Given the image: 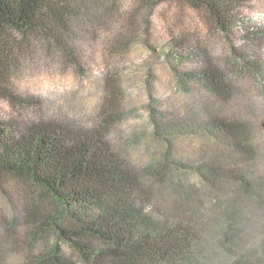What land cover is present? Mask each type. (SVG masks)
<instances>
[{"label":"trees","instance_id":"1","mask_svg":"<svg viewBox=\"0 0 264 264\" xmlns=\"http://www.w3.org/2000/svg\"><path fill=\"white\" fill-rule=\"evenodd\" d=\"M168 1L0 0V97H12L14 76L37 57L79 67V44L99 31L124 27L109 48L128 47ZM178 1L205 14L226 44L225 57L214 58L170 43L179 89L198 91L189 111L154 112L152 130L122 151L107 139L118 118L109 114L91 127L0 120V174L28 182L55 207L40 214L35 201L20 215L10 204L0 219V264H264V144L254 121L264 101L239 86L263 77L259 35L245 17L247 0ZM183 49L191 70L179 68ZM110 89L111 104L118 95ZM191 136L200 138L192 152L177 147ZM141 143L146 159L131 158L128 149Z\"/></svg>","mask_w":264,"mask_h":264},{"label":"rangeland","instance_id":"2","mask_svg":"<svg viewBox=\"0 0 264 264\" xmlns=\"http://www.w3.org/2000/svg\"><path fill=\"white\" fill-rule=\"evenodd\" d=\"M245 17L259 35L255 53L263 77L258 81L244 79L239 86L252 101H264V0H247ZM149 23L147 30H137L131 44L121 50L109 47L119 37L118 31L126 30L124 27L99 31L94 39L79 44V67L58 57H37L25 63L11 81L12 97H0V120L13 126L49 119L81 120L91 127L98 124L102 114H109L118 118L108 127L107 139L114 149L122 151L128 140L152 130L154 112L186 113L193 108L192 98L198 91L192 85L186 91L179 89L170 66L174 62L173 53H168L170 43L181 41L207 50L214 58H224V38L205 14L178 0L154 8ZM236 43L240 45L242 41ZM189 52L182 50L180 69L193 68ZM111 87L118 96L110 104ZM254 121L261 129L259 139L264 144V109L256 111ZM199 143L198 136H191L180 142L178 139L176 145L192 152ZM128 152L133 159L142 156L145 160L148 155L142 143ZM35 201L40 202V214L55 209L49 198L28 182L0 174L1 220L6 218L10 204L23 215L24 205ZM17 234L20 239L22 230ZM55 240L49 237L50 243ZM58 242L66 254H71L64 242ZM17 258L11 251L9 262Z\"/></svg>","mask_w":264,"mask_h":264}]
</instances>
